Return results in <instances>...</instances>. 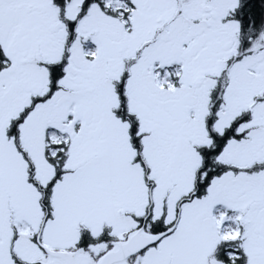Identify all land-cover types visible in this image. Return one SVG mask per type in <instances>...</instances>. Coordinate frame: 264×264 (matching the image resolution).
Returning <instances> with one entry per match:
<instances>
[{
    "label": "snow or ice",
    "instance_id": "6c2138e0",
    "mask_svg": "<svg viewBox=\"0 0 264 264\" xmlns=\"http://www.w3.org/2000/svg\"><path fill=\"white\" fill-rule=\"evenodd\" d=\"M0 264H264V0H0Z\"/></svg>",
    "mask_w": 264,
    "mask_h": 264
}]
</instances>
